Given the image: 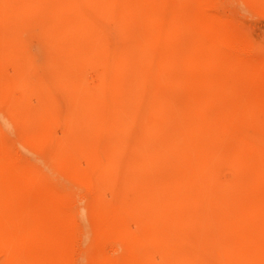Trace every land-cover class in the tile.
I'll return each mask as SVG.
<instances>
[{"label": "bare ground", "instance_id": "1", "mask_svg": "<svg viewBox=\"0 0 264 264\" xmlns=\"http://www.w3.org/2000/svg\"><path fill=\"white\" fill-rule=\"evenodd\" d=\"M262 27L264 0H0V264H264Z\"/></svg>", "mask_w": 264, "mask_h": 264}, {"label": "rangeland", "instance_id": "2", "mask_svg": "<svg viewBox=\"0 0 264 264\" xmlns=\"http://www.w3.org/2000/svg\"><path fill=\"white\" fill-rule=\"evenodd\" d=\"M228 7H225L227 10ZM264 28V27H262ZM262 34L261 36H264V29L260 31ZM6 137L8 138V141L15 144L17 143L16 135L13 133L12 129L4 126ZM37 165L44 170L46 175L50 177L52 180L56 181L58 185L61 187V189L64 192L71 193L74 198L85 202L88 201L92 195V192L86 188L81 183H69L66 182L61 174L56 173L52 167L51 164L47 162V164L37 163ZM108 197V194L106 195ZM83 214L80 215L79 219L82 220ZM80 222V221H79Z\"/></svg>", "mask_w": 264, "mask_h": 264}]
</instances>
